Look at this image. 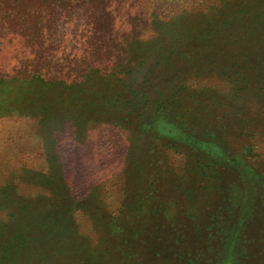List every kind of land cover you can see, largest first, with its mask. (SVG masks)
<instances>
[{
  "label": "rangeland",
  "instance_id": "374dc122",
  "mask_svg": "<svg viewBox=\"0 0 264 264\" xmlns=\"http://www.w3.org/2000/svg\"><path fill=\"white\" fill-rule=\"evenodd\" d=\"M248 1L129 0L116 27L151 38L129 45L150 55L169 45L153 44L143 30L151 12L165 21L184 17L179 26L190 30L217 29L227 4L236 33L204 44L190 39L187 47L202 44L201 54L176 56L164 70L169 78L144 67L130 72L126 43L86 54L77 79L63 76L72 88L15 85L0 116V224L14 220L5 194L49 203L51 186L37 179L48 172L51 144L80 203L77 236L89 250L54 264L103 261L112 220L119 236L104 264H139L142 246L147 264H264V6ZM83 54L77 48L75 56ZM151 81L163 86L159 113V95L141 88ZM165 115L188 126L185 143L170 146L157 134ZM213 147L221 157L213 158Z\"/></svg>",
  "mask_w": 264,
  "mask_h": 264
},
{
  "label": "trees",
  "instance_id": "16d2710c",
  "mask_svg": "<svg viewBox=\"0 0 264 264\" xmlns=\"http://www.w3.org/2000/svg\"><path fill=\"white\" fill-rule=\"evenodd\" d=\"M128 1L0 0V116L7 113L4 103L12 99L11 94L15 85L34 83L46 86H67L68 83L63 76L69 75L68 78L77 79L74 74H80L79 72H82L89 64L86 54L92 53L94 49H109L128 43L126 57H124L125 60L129 59H127L129 61L127 65L130 72L143 70L144 67L145 71H151L152 75L156 72L157 77L165 79L163 76L169 78L170 74L165 73L164 70H170L175 64L176 56L186 59L189 54H201L200 49L206 41L227 39L233 34L232 31L236 33L231 17L224 14L228 8L227 4L219 10L220 12L218 11L219 15L221 14V17L219 16L221 22L216 21L217 29L213 23H210L209 27L203 26L190 30L187 26H179L181 22L185 23L184 20H187L184 17L165 21L168 19L151 12L148 18L150 26L143 30H151L150 34L157 42L153 44L159 46L167 40L169 45L159 47L157 55H150L149 51L137 52L129 46L130 43L137 41L145 44V41L151 38L144 39L138 35L136 27H133L132 32H124L117 29L115 24L116 20V23L121 22L115 19V15L127 6ZM248 2H257L264 6L262 0ZM136 17L137 15L132 18L136 20ZM232 19L235 20L233 16ZM55 38L57 43L59 40V53ZM131 38L132 40L129 41ZM190 39L196 40L198 44L203 43L199 46L187 47ZM77 48L83 49V57L75 56ZM132 59H135L136 63H131ZM62 73L65 74L61 75ZM85 78V81L90 79L87 76ZM147 84L148 87L141 88L145 93L159 95L154 105L156 110L159 109V113L163 111L161 105H165L162 103L163 93L158 91V88L163 86L160 83L157 85L154 81ZM74 85L67 87L72 88ZM175 93L173 92L171 96L174 103L178 99L175 98ZM151 110L150 114L155 115V107ZM156 127L157 134L159 136L162 134V137L166 138L167 145L185 143L187 125L174 124L169 116L165 115ZM47 144H49L48 141ZM53 147L55 146L51 144L45 146L49 169L47 173H41V177L37 179H44L47 182L46 185L51 186L49 189L51 196L47 206L38 203L39 206L33 205L35 204L33 200L23 197L11 198L10 194L4 196L7 210L13 215L14 220L10 219L0 224V264H54L59 257L67 258V260L87 258L86 254L89 250L85 245L80 246L77 236L75 212L80 209V203L71 194L65 175L62 171L59 173L57 171L56 167L58 165L60 167L59 156H56V151L50 150ZM221 153V149L213 147V158L221 157ZM110 226L111 239H108L105 245L108 255H102L103 261H100L98 257L95 264H104V258L114 251L111 244L118 239L119 235L113 220ZM141 236H143L142 233ZM146 251L147 248L142 246L136 252L139 264H147L143 258L146 257ZM230 260L233 258L230 257ZM110 262L109 264H112Z\"/></svg>",
  "mask_w": 264,
  "mask_h": 264
}]
</instances>
